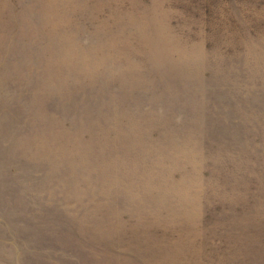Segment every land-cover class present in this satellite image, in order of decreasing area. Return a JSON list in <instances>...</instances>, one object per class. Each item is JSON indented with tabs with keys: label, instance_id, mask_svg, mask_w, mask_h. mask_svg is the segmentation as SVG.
<instances>
[{
	"label": "rangeland",
	"instance_id": "obj_1",
	"mask_svg": "<svg viewBox=\"0 0 264 264\" xmlns=\"http://www.w3.org/2000/svg\"><path fill=\"white\" fill-rule=\"evenodd\" d=\"M0 264H264V0H0Z\"/></svg>",
	"mask_w": 264,
	"mask_h": 264
}]
</instances>
